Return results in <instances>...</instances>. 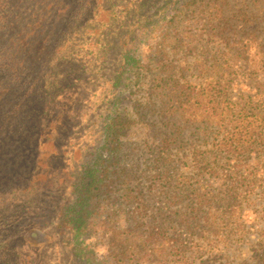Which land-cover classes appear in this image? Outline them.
<instances>
[{
  "label": "rangeland",
  "instance_id": "1",
  "mask_svg": "<svg viewBox=\"0 0 264 264\" xmlns=\"http://www.w3.org/2000/svg\"><path fill=\"white\" fill-rule=\"evenodd\" d=\"M138 2L113 0V31L117 22H132ZM156 2L153 19L131 43V54L140 55L146 70L140 78L128 71L116 84L113 72L107 80L106 71L116 60V48L99 77L91 80L81 76L89 66L76 58L86 46L91 51V39L104 38L96 26L107 13L97 10L83 19L78 12L86 13V7L74 11L70 22L81 28V35L60 50L77 62L51 72L55 82L39 97L38 119L28 132L33 135L12 156L26 160L25 152H33L29 176L17 191L28 193L24 201L30 191L36 194L34 209L48 211L50 218L40 226H24L23 211L6 214L0 249L14 257L7 263V254V264H136L132 254L139 248L152 264H264V144L244 153L251 168L239 186V214L230 219L223 212L224 198L239 178L226 160H220L214 174L195 159L210 155L217 131L197 123L202 112L196 122H187L171 101V92L201 93L215 86L229 89L235 108L245 106L255 114L262 110L264 0ZM63 38L54 40L56 46ZM211 74L227 86H217L207 78ZM117 116L125 123L114 139L107 126ZM258 117L250 126L255 135L264 126ZM199 193L216 199L193 212ZM6 205H12L11 197L3 193L0 209ZM211 215L212 220L218 217L219 232L210 228ZM227 218L233 224L230 231ZM116 230L127 238L124 252L117 248ZM13 239L16 246L9 242Z\"/></svg>",
  "mask_w": 264,
  "mask_h": 264
},
{
  "label": "trees",
  "instance_id": "2",
  "mask_svg": "<svg viewBox=\"0 0 264 264\" xmlns=\"http://www.w3.org/2000/svg\"><path fill=\"white\" fill-rule=\"evenodd\" d=\"M87 1L90 6L89 10L87 9ZM156 3V0H139L134 10L132 22H117L119 28L113 31L112 28L115 27L116 23L110 25L113 19L109 18L114 11L113 0H0V195L6 193L11 197L12 204L0 209V235L6 229L4 223L8 222L6 214H17L19 211H23L25 213L23 215L24 226H40L41 223L50 218L48 211L38 213V210L34 209L38 202L36 194H32L30 191L29 200L24 201L23 198L28 193L17 191L18 184L29 176L27 171L30 168L27 169V165L34 159L33 152L30 150L25 152L26 160L22 156L20 158L12 156L15 152L14 149L21 148L20 143L22 144L25 139L33 135L28 132L33 129L32 125L36 124L35 121L38 119L35 108L41 105L39 97L48 94L50 87L55 82L50 80V76L53 78L51 72L58 74L60 68L65 64L77 62L71 56L70 58L62 55L60 50L65 46V43H72L76 37L81 35V28L72 25L70 22L72 16L76 14L74 11L86 7V13L78 12L83 19L87 13L94 14L97 10L107 13V19H101L103 21L101 25L96 24V30L102 31L103 33L100 35L104 38L102 40L98 37L91 39V51L87 53L86 48L88 46H86V48L84 47L86 54L79 51L76 58L84 59L85 64L89 66L88 69L82 71L81 76L91 80L92 77H99L104 66L108 64L107 60L111 54V48H116V60L112 64L109 63V67L112 68L106 70L108 71L107 80L112 71L115 76L113 83L116 84L119 83V79L124 78L128 71H134L135 76L140 78L146 70L147 66L139 58L140 55L133 56L131 54V43L137 39L138 31L153 19L155 15V8L153 7ZM125 7L128 8V5ZM116 18L119 19V14ZM60 35H64L61 41L66 40L56 46L54 40ZM71 46L72 44L68 48L71 49ZM53 62L55 63L54 67ZM93 63L95 65H92ZM129 65H132L133 68H128ZM217 70L219 69L217 68ZM211 75L207 78L212 79L211 81L215 80L217 86L223 85L224 88L227 86L221 76ZM211 84H209V88H211ZM97 88L101 90L102 86ZM40 89L42 91L39 93ZM205 91L199 93L192 89H186L178 92L177 95L175 92H171V101L173 104L177 103L176 110L187 122L192 120L196 122L202 112V121L197 123L205 129L214 126L212 130L217 131L218 135L214 138L209 150L210 155H197L195 159L198 167L210 170L214 174L218 173L220 160H226V163L231 167L230 171L239 178L236 182L229 184L224 198L225 210L223 212L232 219L239 214V186L244 184L245 179H248L247 174L251 168L243 160L244 153L250 149H257L260 143L264 144V126H261L257 135L254 132L251 133L250 128V126H254L255 120L259 119L258 116L264 119V105L262 110L255 114L245 106L235 108L231 101L229 89L223 92L214 86ZM101 100L107 102L109 99L101 98ZM123 120L117 116V121L107 126L111 131L109 135L114 136V139L124 129L125 122ZM26 128L27 130H24ZM180 128L182 126H179ZM207 160L209 162L202 165ZM253 169L258 171L257 167ZM73 171L75 170L69 173L71 174ZM255 175L257 176V174ZM22 186L26 189L30 188L25 184ZM9 188L10 194L6 190ZM123 197L127 198L126 195ZM215 199L213 196L208 197L199 193L196 197V207L192 211H201L204 205L210 206ZM214 213L218 216L220 212ZM212 216H209L208 219L211 221L210 228L212 231L219 232L218 217L216 216V219L212 220ZM229 218L226 219V222L230 231L233 229V224L230 223ZM34 233L35 230H32L27 235L32 236ZM115 238L119 242L116 244L117 248L119 249L120 245L121 251H126L128 249L127 238L123 232L116 230ZM9 242L16 246L14 239L9 240ZM217 242H220L218 238ZM1 245L3 244L0 243V248ZM142 250L143 248H139L138 251L133 252L135 254H132V261L136 264H152ZM7 254L10 258L7 263L12 262L14 260L13 254L8 250L0 249V261L4 264H7Z\"/></svg>",
  "mask_w": 264,
  "mask_h": 264
}]
</instances>
